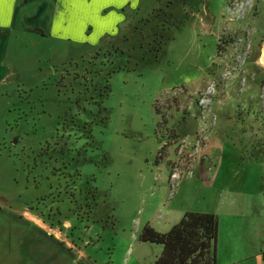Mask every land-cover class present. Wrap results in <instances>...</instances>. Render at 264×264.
Masks as SVG:
<instances>
[{
  "label": "rangeland",
  "instance_id": "1",
  "mask_svg": "<svg viewBox=\"0 0 264 264\" xmlns=\"http://www.w3.org/2000/svg\"><path fill=\"white\" fill-rule=\"evenodd\" d=\"M141 3L99 44L9 46L0 264H155L144 227L189 211L217 264H264V0Z\"/></svg>",
  "mask_w": 264,
  "mask_h": 264
},
{
  "label": "crops",
  "instance_id": "2",
  "mask_svg": "<svg viewBox=\"0 0 264 264\" xmlns=\"http://www.w3.org/2000/svg\"><path fill=\"white\" fill-rule=\"evenodd\" d=\"M142 0H0V69L9 46L23 35L53 36L65 41L114 36L125 28L129 15L139 12ZM120 30V29H119ZM80 31V32H78ZM98 33V36L95 34ZM115 33V34H113ZM113 34V35H111Z\"/></svg>",
  "mask_w": 264,
  "mask_h": 264
},
{
  "label": "trees",
  "instance_id": "3",
  "mask_svg": "<svg viewBox=\"0 0 264 264\" xmlns=\"http://www.w3.org/2000/svg\"><path fill=\"white\" fill-rule=\"evenodd\" d=\"M254 113L260 118L258 111ZM218 233L216 214L189 211L168 232L160 233L146 225L139 239L162 246L155 264H217Z\"/></svg>",
  "mask_w": 264,
  "mask_h": 264
},
{
  "label": "bare ground",
  "instance_id": "4",
  "mask_svg": "<svg viewBox=\"0 0 264 264\" xmlns=\"http://www.w3.org/2000/svg\"><path fill=\"white\" fill-rule=\"evenodd\" d=\"M263 59H264V51H263Z\"/></svg>",
  "mask_w": 264,
  "mask_h": 264
},
{
  "label": "built area",
  "instance_id": "5",
  "mask_svg": "<svg viewBox=\"0 0 264 264\" xmlns=\"http://www.w3.org/2000/svg\"><path fill=\"white\" fill-rule=\"evenodd\" d=\"M176 174V173H175ZM174 174V177H176L177 175Z\"/></svg>",
  "mask_w": 264,
  "mask_h": 264
}]
</instances>
